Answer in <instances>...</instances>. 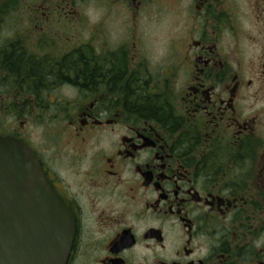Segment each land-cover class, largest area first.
<instances>
[{
    "label": "flooded vegetation",
    "instance_id": "obj_1",
    "mask_svg": "<svg viewBox=\"0 0 264 264\" xmlns=\"http://www.w3.org/2000/svg\"><path fill=\"white\" fill-rule=\"evenodd\" d=\"M0 136L66 264H264V0H0Z\"/></svg>",
    "mask_w": 264,
    "mask_h": 264
},
{
    "label": "water",
    "instance_id": "obj_2",
    "mask_svg": "<svg viewBox=\"0 0 264 264\" xmlns=\"http://www.w3.org/2000/svg\"><path fill=\"white\" fill-rule=\"evenodd\" d=\"M73 226L33 151L0 136V264H66Z\"/></svg>",
    "mask_w": 264,
    "mask_h": 264
},
{
    "label": "rangeland",
    "instance_id": "obj_3",
    "mask_svg": "<svg viewBox=\"0 0 264 264\" xmlns=\"http://www.w3.org/2000/svg\"><path fill=\"white\" fill-rule=\"evenodd\" d=\"M160 51H161V49H160ZM161 55H162V53H160Z\"/></svg>",
    "mask_w": 264,
    "mask_h": 264
}]
</instances>
